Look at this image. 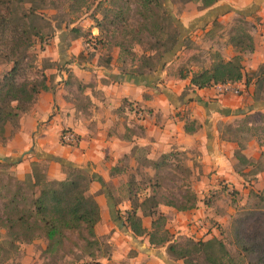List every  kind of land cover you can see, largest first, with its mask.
<instances>
[{
	"label": "crops",
	"instance_id": "crops-1",
	"mask_svg": "<svg viewBox=\"0 0 264 264\" xmlns=\"http://www.w3.org/2000/svg\"><path fill=\"white\" fill-rule=\"evenodd\" d=\"M197 7L194 14L186 12L182 17L204 20L197 26L195 38L198 40L202 35L211 33L216 22L223 20H236L242 16L248 22L262 19L264 23V0H220L208 9L201 10L198 4ZM213 8H221V11L206 22V15ZM250 34L254 38L256 56L255 53L262 50L261 38L252 32ZM222 36L219 35L210 46L219 48L223 42V46L234 50L230 38ZM60 41L42 52L41 58H48L52 63L62 61L71 69L72 77L57 68L46 70L51 89L39 94L31 110L21 116L14 134L11 124L5 126V140L0 142V163L12 164L15 163V159H10L12 156L22 158L29 154L30 160L19 162L13 169L20 181L31 172L32 162H47L51 180L66 179L63 166L82 170L92 177L94 174L106 177L111 175L113 168L121 167L125 159L137 163V168V158L141 154H145V161H157L163 154L174 151L185 156L192 176L200 179L198 185L208 189L205 192L219 189L220 184L233 187L236 191H241L245 184L251 190L264 191V103L254 101L253 85L247 87L242 81L198 89L190 86L192 75L187 79L177 76L171 79L166 68L156 77L123 74L114 67V63L101 66L95 61L73 58L81 52V47L75 43L69 50L70 59L65 60L67 47H64L63 38ZM257 64L254 62L246 70H255ZM243 66L245 68L244 63ZM156 80H160L158 84ZM69 81L78 84L77 90L68 89L72 86ZM187 89L188 93L184 95ZM239 89L243 90L241 95L235 93ZM132 103L145 113V118L136 116L129 106ZM255 111L263 117L261 132L242 147L240 141L230 136L226 126L239 127L236 120ZM189 121L195 123L191 132L186 130ZM65 130L78 137L77 145L61 142V134ZM239 156L243 159L242 164ZM251 175L256 180H244ZM100 189L95 186L94 193ZM108 194L106 191L105 200L110 199ZM95 199L102 219L106 215L105 207L100 197ZM109 204L115 209L113 202ZM159 212L167 217L166 228L176 236H199L203 230L199 231L196 225H203L205 219L213 222L214 217L212 208L201 200L196 208L187 212H179L164 204L159 207ZM139 215L144 227L148 226L145 218H150L152 225L153 218L144 217L142 212ZM113 220L122 226L118 218L113 217ZM96 231L100 237L97 227ZM129 238L132 239V236ZM109 242L113 244V255L110 259L101 258L102 264H142L146 260L144 257L153 255L138 249L126 240V236L119 237V233H115ZM135 243L139 246L138 242ZM133 251H138V254L130 256ZM163 261L169 263L166 259Z\"/></svg>",
	"mask_w": 264,
	"mask_h": 264
},
{
	"label": "trees",
	"instance_id": "trees-1",
	"mask_svg": "<svg viewBox=\"0 0 264 264\" xmlns=\"http://www.w3.org/2000/svg\"><path fill=\"white\" fill-rule=\"evenodd\" d=\"M140 1L147 11L144 19L148 25L143 23L137 30L121 32L122 39L116 43V46L126 53L130 51L134 40L143 42L149 26L156 28L165 21L175 25V17L168 12L163 0ZM219 1L183 0L182 2L197 3L199 9L204 10ZM53 2V0H0V61L12 65L0 78V138L2 139H5V126L13 124L19 127L21 116L31 110L39 94L51 89L45 71L53 65L49 63L47 67L38 69V57L33 51L37 44L43 43L44 40L40 24L43 15L40 11ZM111 4L108 11L110 14L105 15V21L109 19L110 25L124 28L123 26H127L130 21L127 13L129 0H112ZM240 20L246 22L242 16ZM229 34L231 44L240 53L255 51L254 38L247 30L239 27ZM129 36H132V39L126 41ZM179 37L180 33L176 30L165 42L157 41L158 45L153 46L163 47L164 53L170 52L178 44ZM156 57L155 55L145 57L142 65L131 74L145 75L148 74L147 70L153 72L155 69L153 61L158 57L161 59L162 56ZM262 69L264 66H261ZM190 76V86L198 89L244 81L247 87L255 86L253 92L255 101L261 99L260 93L264 90V72L253 82V75L251 77L244 71L243 58L240 54L225 60L220 53H217L211 68L194 73L181 68L177 73V78L181 79ZM71 77L72 75L69 74V78ZM129 106L135 110L133 103ZM194 125V122H187V132H191ZM67 132L70 130H65L61 134V142L64 145H68L63 141V136ZM242 160L241 158V163ZM145 166L154 172L153 176L146 175L148 179L145 178L151 193L139 201L136 198L137 193L134 192L136 178L131 175L129 192L134 203L128 210L126 218L121 217L125 226L134 235L148 237L151 246L165 248L173 261H183L184 264H264V249L260 247L258 241L248 239L241 233H236L235 236L239 258L235 257L224 241L218 238L203 240L172 234L166 228L167 217L159 212V207L164 204L179 212H187L196 208L199 200L189 183L185 185L186 190L181 189L180 199L175 197V193L169 194L170 199L165 197L163 186L167 181H176L178 177L171 174L174 172L182 174L184 180L188 182L192 171L186 164L185 156L174 151L163 154L157 161L147 160ZM67 169L70 173L65 180L48 181L34 171L25 181H15L14 189L8 191L10 197L7 198L0 192V200H6L0 208V230L8 232L13 240L12 245L15 242L31 243L43 237L48 241L44 251L46 255H58L61 251L73 253L72 247H76L82 251L84 257L90 259L82 264H102L100 259L106 255L102 254V244L96 231L101 220V210L95 197L86 195L93 180L82 170ZM121 172H124V169L115 167L112 175ZM166 174H169V177ZM256 195L264 205V191L257 192ZM140 212L144 217L154 219L150 230L143 226Z\"/></svg>",
	"mask_w": 264,
	"mask_h": 264
},
{
	"label": "rangeland",
	"instance_id": "rangeland-1",
	"mask_svg": "<svg viewBox=\"0 0 264 264\" xmlns=\"http://www.w3.org/2000/svg\"><path fill=\"white\" fill-rule=\"evenodd\" d=\"M53 1L52 5L40 11V14L43 15L40 24L43 29L44 40L43 43H38L33 51L38 57V69H42L45 66L47 67L50 65L49 63H52L48 58H41L42 52L52 47L53 43L57 41L61 43L60 38H63L64 47H67L64 51L65 60L70 59L69 50L75 43L77 46L81 47V52H79L77 56L73 55V58H78L79 61H95L101 66H108L114 63V67L118 68L123 74L133 73L142 65L145 57L155 55L157 57H162L161 59H159L160 57H156L157 59L153 61L155 69L151 73L147 70L146 72L148 75L156 77L162 74L166 68L168 77L172 79L177 76L181 68L191 71V73L211 68L217 53H220L225 60L240 54L245 64L244 71L251 77L253 75V82L264 72V69L261 70V66H264V23L261 22L262 19L243 22L242 20L239 21V17L236 20L232 18L229 21L223 20L222 22H216L215 25L212 26V32L202 35L200 40H198L195 38L197 26L202 24L204 20L195 17H182L186 12L194 14L198 10L197 3L191 2L187 4L182 2L183 0H163L164 6L168 12L175 17V25H171L170 22L165 21L163 25L156 28L149 26L147 32L144 34L143 42L141 43L138 40H134L131 43L132 46L130 51L126 53L116 46V43L122 39L121 32L123 30H137L143 23L148 25V22L144 19L147 11L140 0H129V12L127 13L130 17V21L127 26H123L124 28H122V26L110 25L109 19L105 21V15L107 13L108 15L110 14L108 11L111 8L112 0ZM220 11L221 8H213L210 10V13L206 15V22L212 20ZM239 27L261 38L262 50L258 52V54L255 53L256 56H254L255 51L240 53L237 49L231 50L227 46H223V42H221L219 48L210 46L213 42L218 40L219 35H224L222 38L227 39L228 37L229 39L230 34L228 33H231L233 29ZM176 30L179 31L180 37L178 44L172 51L164 53L163 47L153 46L158 45L157 41L165 42L169 35L175 33ZM131 37L132 36L127 37L126 41L131 40ZM87 44H90L89 48L86 46ZM127 44L131 45L129 43ZM254 62L258 63L255 70H251L250 68L249 71H247L246 68L251 66ZM52 65V68L60 69L66 72L65 74L68 76L71 74V69L66 67L65 64L63 65L62 61L58 60L52 63ZM11 67V64L0 61V78L9 71ZM159 81L160 80H156L155 83L158 84ZM69 82L72 86L68 89L72 88V91L77 90L78 84L71 81ZM253 87L255 89L254 85ZM187 93L188 89L185 90L184 95ZM238 93L241 95L243 90L241 91L239 89ZM260 97L261 99L258 101L254 99L257 104L264 103V90L260 93ZM262 119L263 117H261L260 112L255 111L252 114L246 115L245 118L237 119L236 123L239 127L233 128L231 125L226 126V129L230 136L233 135L234 138L240 141L241 146L244 147V143L247 140H251L255 135L260 134V123ZM250 123L251 126H249ZM11 129L14 134L18 126L11 124ZM4 140L5 139L0 138L1 143H3ZM10 159H15V163H0V192L7 198L10 197L8 191L14 189L15 181H20L15 176V171L13 170L15 165L17 166L19 162L30 160V156L29 154H25L22 158L20 156H12ZM137 160V168H135L137 163L135 164L132 160H123L122 166H117L120 169H124V173H119L121 175H112L111 171L110 176L103 177L93 173L94 176L92 177V175L86 173L93 180L86 195L100 197L105 207L106 215L97 225L102 244V254L106 255L105 259L111 258L113 255V244L109 241L115 233H119V237L126 236V240H129L138 249L153 254L152 257H144L146 260L143 261L142 264H166L163 259H166L167 262H169L168 264H184L183 261H172L165 248H152V246L149 245L148 237H135L121 219V217L126 218L128 210L131 209L134 203L129 192L131 175H134L136 178L134 192L137 193L136 198L139 201H142L147 194L151 193L149 183L145 178H147L146 175L153 176L154 172L152 169L145 166V154L138 156ZM239 160L241 161L240 156ZM48 169V164L45 161L32 162L31 172L27 174L23 181H25L29 175H33L34 171H37V173L42 176V179L45 177L48 181H54L49 178ZM62 171L67 178L70 171L65 166L62 167ZM167 172H169V170ZM123 174L126 176H123ZM171 174L178 178L174 182L167 181L164 184L163 193H165V197L170 199L171 196L169 197V194L175 193V197L180 199L181 189L182 191L186 190L185 185L189 183L191 190L197 194L198 200H201V202L207 204L209 208H212L211 213L214 215L213 222L205 219L203 225H196L199 231L203 230V232L199 236L193 235L195 238L203 240L213 237L218 238L224 241L231 253L237 258H239V256L235 246L236 233H241L248 239L258 241L260 247L264 249V205L260 203L256 195V190H251L246 184L241 191H236L233 187L220 184L221 187L219 189L205 192V190L208 189L206 187L203 189L201 185H198L200 179L191 176L188 182H186L182 174L178 172ZM167 176L169 177V174ZM170 176L172 177V175ZM29 180L33 181L32 179ZM244 180H249V182H251L256 179L251 175L248 178H244ZM95 186L101 187L96 193H94ZM106 191H108L109 200L111 203L113 202L115 209H113L112 204H109L110 201L108 199L105 200V198H107ZM4 203H6V200L1 199L0 208H2ZM113 217H116V219L118 218L122 226L116 224ZM145 220L148 225L147 228L150 229L151 219L145 218ZM109 227L112 228L108 230ZM130 236H132V239L129 238ZM180 237L187 238L186 236ZM135 241L139 243V246L136 245L137 243H135ZM12 242L13 240L8 232L3 229L0 230V264H82L90 261V259L84 257L82 251L76 247H72L73 253L61 251L58 255H46L44 251L48 245V241L43 237H39L31 243L15 242V244L12 245ZM137 252L138 251H133L130 256L138 254Z\"/></svg>",
	"mask_w": 264,
	"mask_h": 264
},
{
	"label": "built area",
	"instance_id": "built-area-1",
	"mask_svg": "<svg viewBox=\"0 0 264 264\" xmlns=\"http://www.w3.org/2000/svg\"><path fill=\"white\" fill-rule=\"evenodd\" d=\"M88 48L90 47V44L86 45ZM235 93H238L237 91H235ZM135 110L134 112L136 113V116L140 119L145 118V113H143V111L141 109H139L138 107L134 106ZM63 141L69 144H73L74 146L77 145L76 143L78 142V137L75 136L73 133L67 132L64 136H63Z\"/></svg>",
	"mask_w": 264,
	"mask_h": 264
}]
</instances>
